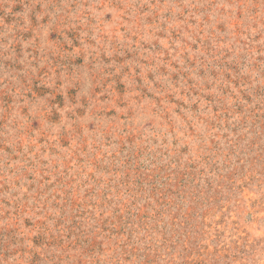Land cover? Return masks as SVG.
Here are the masks:
<instances>
[{"label":"rangeland","instance_id":"rangeland-1","mask_svg":"<svg viewBox=\"0 0 264 264\" xmlns=\"http://www.w3.org/2000/svg\"><path fill=\"white\" fill-rule=\"evenodd\" d=\"M0 264H264V0H0Z\"/></svg>","mask_w":264,"mask_h":264}]
</instances>
